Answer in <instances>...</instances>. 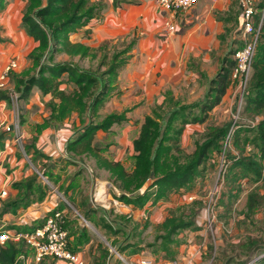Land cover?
<instances>
[{"label":"trees","instance_id":"16d2710c","mask_svg":"<svg viewBox=\"0 0 264 264\" xmlns=\"http://www.w3.org/2000/svg\"><path fill=\"white\" fill-rule=\"evenodd\" d=\"M23 2L20 26L26 35L35 42L34 48L28 54L32 67L21 73L14 72V70L10 72V88L8 86L5 90L0 91V101H5L9 106L11 95L16 94L17 102L25 103L35 87L40 90L42 95H49L51 98L48 105L52 109L50 117L52 119L44 120L41 124L36 125L38 126L37 134L52 126L49 124L60 122L69 117L73 111L81 116L85 115L76 137L65 143V157L54 160L51 155L45 154L38 147V136H33L31 141L26 142L23 151L39 173L45 177L48 176L49 180H53L52 169L57 167L63 170L64 168L60 163L74 162L72 156L81 157V159H83V155L92 157L96 166L108 171L109 176L118 183L117 187L121 193L114 194V197L139 210L146 208V213L150 215L147 208H154L159 200L166 199L173 193L190 191L195 187L196 179L202 177L207 170V162L214 161L216 153L221 155V145H225L227 135L233 129L228 143L239 154L234 155L230 151L223 153V185L218 190L216 201L220 196L219 192L222 193L221 196L226 194L228 198L237 196L229 190L235 188V191L238 192L240 181L264 184V17L252 61L250 79L243 94L242 115L250 118L260 116L261 118L255 121V125L241 127L235 123L232 124L231 121L228 123V120L226 124L222 125L225 120L220 125L208 126L205 138L201 142H195L193 152L183 153L179 148L178 139L185 127L189 124L204 123L208 119L209 113L221 103L227 89L232 86L230 75L235 65L233 55L241 43L231 40L220 66L209 80L207 91L202 100L181 103L166 93L162 103L154 106L151 113L144 116L138 135L132 141L133 154L131 158L134 163L127 169L120 160H110L103 156L102 150L93 143L97 131H108L114 125L125 122V113L113 112L97 122L92 118L114 89L113 84L124 62L122 55L131 50L133 42L131 41L122 49H113V58L110 64L105 67L106 69H97L96 71L91 68L82 69L78 64L73 63L72 59L91 56L93 58L95 54L91 53L90 45L79 40L71 41L70 36L78 33L92 19L96 18L102 9L101 4L91 3L90 0H23ZM7 4L8 0H0V13L5 10ZM262 7H264L263 0H257L254 16L256 22ZM88 33L89 31H85V35ZM223 40L224 36H221L220 41ZM8 41V38L0 35V43ZM98 46L106 47L107 42ZM60 53L66 55L69 61H55V57ZM105 60L106 57L100 61L98 66H104ZM62 85H65L66 88H62ZM233 105L234 112L237 110V98L234 99ZM162 109H167L166 120L163 119L161 113L157 112ZM162 126L163 129H161ZM169 131H172L173 135H168ZM7 133L10 131H0V140L4 139ZM248 144L252 145L253 150L244 154L245 146ZM172 149L177 150L178 154H173ZM84 171V168H78L74 172V177L82 175ZM37 179L38 174L33 171L27 184L30 185ZM148 179L150 183L145 191L138 192L137 189L144 185ZM227 180L233 184L228 191L226 190ZM72 186L71 183L68 185L69 188ZM150 189L152 190L150 191ZM66 193L63 191V195L86 220L91 222L94 217L92 225L109 244H105L104 241L91 233L99 242L98 262L100 264H106V262L107 264H123L119 263L121 259L115 255L113 256L114 261L110 263L111 255L107 256L111 254L110 247L114 248L128 262L133 255L143 253L145 248L153 249L157 242L160 244L157 250H161L162 253L170 257L169 261L166 259L160 261L162 264H171L176 260L181 264L178 256L175 257V251H170L172 244H179L181 240H184L182 238H185V243L188 240L190 242L193 235L202 234L207 225L206 219L203 220L201 227L196 225L195 218L200 209L195 210L188 218L182 214H171L160 223L153 225V240L144 245L139 241L140 237L137 239L134 237L137 234L141 236L142 230L151 224L148 218H141L132 224V220L126 215L111 217V209L105 210L98 206H91L88 201L89 195L86 193L78 194L79 207L74 199L67 196ZM247 200L249 209L259 205L264 213V187L260 195L255 191L248 192ZM55 209L62 210L59 206ZM64 227L68 232L69 249L80 253L78 251L80 249L75 250L71 246L70 232L66 222ZM86 230L90 234L87 227H79L78 236L86 235ZM258 243V240L251 238L249 243L244 245L247 247L258 246ZM26 250L23 242L15 244V242L8 241L0 248V264H15L17 255L21 252L27 253ZM195 251L185 254L186 259L192 261L195 258V254H193L196 253ZM259 251H264V248H260ZM246 256L247 259L237 264H246L258 255L252 249L251 252L246 253ZM251 264H264V255L253 260Z\"/></svg>","mask_w":264,"mask_h":264},{"label":"crops","instance_id":"0c3cea01","mask_svg":"<svg viewBox=\"0 0 264 264\" xmlns=\"http://www.w3.org/2000/svg\"><path fill=\"white\" fill-rule=\"evenodd\" d=\"M90 2L101 4L102 9L96 18L81 29L80 37L85 31H89L88 36L77 40L92 47L107 42V46L112 50L122 49L133 42L131 50L122 55L124 62L113 84L114 89L96 111L100 117L113 112H123L126 121L114 125L108 131L97 132L93 139V143L102 150L103 156L110 160H120L124 164V158H131L133 154L132 141L138 135L144 116L150 114L154 106L162 103L166 93L181 103H191L204 98L209 80L220 66L231 40L240 42L242 21L237 0H197L187 10L175 14L157 6L154 0H90ZM23 4V0H8L5 10L0 13V35L9 39L8 42L0 43V67L8 58L14 57L18 62V67L14 70L17 73L25 72L32 67L28 54L35 46V42L20 26ZM166 21L174 24L173 32L167 31ZM221 36H224L223 41H220ZM36 90L40 96L38 93L32 96ZM199 90L202 95H195ZM231 93L233 91L229 87L221 103L209 113L208 119L202 124H189L191 129L205 128L204 132H207L208 126L220 125L233 105L234 95L231 101L229 96ZM30 98L31 102L30 105H26L27 107L39 100L46 105L51 97L44 96L38 88H33L27 102ZM5 107L4 101V106L0 107V127L6 118ZM77 114L73 111L65 118L61 130L46 129L38 134V147L54 160L65 157L66 141L74 139L81 128L82 120L75 119ZM11 132L0 140V231L30 230L33 226L39 225L50 210L59 206L70 232L71 246L75 250L80 249L78 251L85 264H94L93 261L100 264L98 262L100 247L96 238L87 230L86 235L78 236V229L84 226L83 222L94 227L92 225L94 217L91 222L86 220L63 195V191H66L67 196L72 197L79 207L78 194L83 192L90 195L91 185L86 189L84 181H90L89 176H93L94 173L98 174V177L94 178L96 183H107L108 171L98 168L94 159L90 158L91 160L87 161L83 155L87 172L84 171L82 175L74 177L75 166L69 165L63 170L54 167L51 171L53 180H49L48 176H43L30 163V159L14 136L11 137ZM33 171L38 174V179L28 185L27 180ZM70 183L73 186L69 188ZM2 191H6V194L2 195ZM102 192L104 195L97 200L93 199V195L89 196L91 206L111 209V217L126 215L127 218L136 221L148 218L146 208L139 210L110 196L107 190ZM147 210L152 209L148 207ZM155 215L156 212L149 215L151 224L147 232L156 224L153 221ZM101 236V239H105ZM137 237L140 236L137 234L134 239ZM190 249L185 252L180 249L179 254L183 256L181 264H190L188 262L190 260L187 261L184 255L190 253ZM25 252L31 260V251L27 249ZM130 259L139 264L142 257L138 254ZM39 264L70 263L46 257Z\"/></svg>","mask_w":264,"mask_h":264},{"label":"rangeland","instance_id":"374dc122","mask_svg":"<svg viewBox=\"0 0 264 264\" xmlns=\"http://www.w3.org/2000/svg\"><path fill=\"white\" fill-rule=\"evenodd\" d=\"M84 31V30H83ZM82 30H79L78 33L70 36L71 41L77 40V38L85 39L86 36L83 33ZM85 35V36H84ZM85 43V42H84ZM86 44V43H85ZM88 45V44H87ZM91 47V53L95 54V56L91 57H85V58H77L75 57L72 59L73 63L78 64V66L82 69H88L91 68L92 70L96 71L97 69L103 70L106 69L105 67L110 64L111 59L113 58L114 51L112 49H109L108 46L106 47ZM106 57L105 64L102 67H99L100 61ZM55 61H69L68 57L62 53L58 54L55 57ZM250 79V77H249ZM10 81L8 80V86ZM65 86V85H62ZM234 88V87H233ZM231 87V90L234 91ZM35 89H37L35 87ZM38 93L40 96V93L36 90L34 94ZM202 95V92L196 91L195 95ZM232 95L234 93H231L230 100L232 101ZM31 96V98H32ZM199 96V97H200ZM31 98L29 102H17V99L14 101H11V104L9 106L6 104L5 107V114L6 118L3 124L0 127V131H4L6 126L8 124H12L15 126L14 130L11 132V137H16V134H20L21 137L19 139V145L23 149L26 142H28L33 136L37 137V128L38 124H41L44 120H51L50 118L52 116V109L48 104H44L39 100L36 101L32 106H26L30 105ZM40 102V103H39ZM235 105V103H234ZM231 111L228 112V114H225V119H223V124L227 123V120L230 121L241 127H252L255 125V121L259 120L261 117L256 116L255 118L247 117L246 115H242V109L244 105V97L242 100V104L240 109L235 110L233 112V106ZM157 112L161 113L163 115V119L166 120L168 117L167 109L158 110ZM83 120L85 118V115L81 116L77 114L75 116V119ZM102 117H100L99 114L95 112L94 117L92 118L93 121H99ZM64 120L57 122V123H51L47 127V131H57L61 130L62 122ZM222 122V121H221ZM2 127L4 128L2 130ZM189 125L185 127V130L180 134V137L178 139L179 148L183 153H191L195 149V142H201L205 138V134L207 132H204L205 128L200 129H189ZM164 127L162 126L161 129ZM37 129V130H36ZM45 129V130H46ZM75 129V128H73ZM189 129V130H188ZM194 130V131H193ZM45 131V132H47ZM100 131V130H99ZM97 131V132H99ZM168 135H173L172 131L168 132ZM32 140V139H31ZM30 140V141H31ZM165 143L168 144L167 141ZM17 144V146H18ZM38 144V142H37ZM16 147V146H15ZM221 155L219 156L216 153V157L214 161L207 162L206 166V172L202 177H199L196 179L195 187L190 191H185L181 193H173L169 195L166 199L159 200L156 203V206L152 208L150 211V216L156 212V218L153 220L156 222V224L160 223L165 217L171 215V214H182L186 218H188L195 210L200 209L198 216L196 219V225L197 227H201L203 220L206 219V216L208 215V207L209 209H213L215 217L211 223L210 226L206 225V228L204 232L201 234H195L191 238V241L185 243V238L183 241L179 244H172L170 251H175V257H180L179 260L181 261V258H183L182 254H179L181 252L180 249H182L183 252H185L189 246L190 251L196 250L195 252V258L191 261H188L190 264H224V263H230V264H237L241 263L242 260L247 259L246 253H249L254 249V252L257 253L258 256L252 258L250 261H248L246 264H251L253 260L256 258L263 256L264 251L260 252V248H264V213L261 209V206L257 205L254 206V208L249 209L247 207V193L250 191H255L257 194H262L264 184L261 182L258 183H251L246 181H240L241 185L239 187V191L236 192L235 188H232V190H229L233 184L230 180H227L226 182V190L230 191L232 194H236L237 196H232L231 198H228L225 194L224 196H221L222 193L219 192L220 196L216 201L218 190L223 185L222 180V173L220 172V169L222 166V159H223V153L224 152H232L234 155H238V151H235L232 146L229 145V143H225V145H221ZM253 150V147L251 144H248L245 146L244 154L247 152H251ZM171 152L173 154H178L177 150L172 149ZM74 159V162H66V163H60L65 169L68 165L75 166V170L78 168L85 169L87 172L86 167V161L80 158H77L75 156H72ZM32 158V157H31ZM92 157H86V160H91ZM84 160V161H83ZM31 163V162H30ZM29 163V165H31ZM134 161L132 158L125 157L124 158V165L129 169L133 165ZM98 174H94L93 176H89L90 181L92 184H90V181H84L86 189L89 188V185L91 187L89 188V196H92L98 189L99 192L101 191H109L110 196L114 197L115 195H119L121 193V190L117 187L118 183L114 181L113 177H110L108 174L107 183H96L94 178H96ZM98 177V176H97ZM114 183V184H113ZM150 183V180L148 179L144 185L139 187L137 189L138 192L142 193L145 191L146 187ZM100 187V188H99ZM104 190H103V189ZM154 189V188H152ZM150 189V191L152 190ZM221 191V190H220ZM236 192V193H235ZM103 193V192H101ZM189 197H192V199H189ZM212 198V199H211ZM211 199V200H210ZM206 201V203H204ZM209 203V206H208ZM148 218L149 214L146 213ZM136 220H132L131 223H135ZM84 227H87L90 231V233H93L98 239H101L100 232L95 229L94 227L88 226L87 223L83 222ZM147 229V228H146ZM146 229H143L142 232ZM148 229L144 232V235L140 236L139 241L143 242L144 245L147 243H150L153 240L154 236V229L153 226L150 228L149 232H147ZM150 236V237H149ZM102 237V236H101ZM251 238H254L259 241L258 246L256 245H250L249 247L245 246L244 244H248L249 240ZM106 243L105 239H101ZM108 245V244H107ZM155 246L153 249L151 248H145V251L141 253L142 259L143 257H146V259L151 260V264H157L161 263L160 261H163L166 259V261H169L170 257L167 254L162 253L159 249V242L154 244ZM256 246V247H255ZM111 250V254L107 255L111 257L110 263L113 262V256L119 257L114 250ZM260 252V254H259ZM120 255V254H119ZM185 255V254H184ZM121 256V255H120ZM122 257V256H121ZM177 257V258H178ZM120 258V257H119ZM124 260H119V263L123 264H137L135 261L130 260L126 261L124 257H122ZM141 259V260H142ZM93 260V258H92ZM140 260V261H141ZM139 261V264L141 263ZM194 261V262H193ZM245 264V263H244Z\"/></svg>","mask_w":264,"mask_h":264},{"label":"built area","instance_id":"2783aa9c","mask_svg":"<svg viewBox=\"0 0 264 264\" xmlns=\"http://www.w3.org/2000/svg\"><path fill=\"white\" fill-rule=\"evenodd\" d=\"M155 4L161 8H164L171 13L175 14L182 10H187L197 0H154ZM257 0H237L240 16L242 19V28L240 31V46L236 49L233 57L235 65L231 71L232 88L234 89V97L237 98V109L239 110L243 100V94L245 92L251 70L252 61L255 54L260 27L264 17V7L258 14L257 22L255 21V4ZM264 2V0H263ZM165 26L168 32H173L175 29L174 24L171 21H166ZM18 67L16 58L10 57L0 67V91L5 90L8 87V80L10 72ZM16 100V94L11 95V101ZM4 106V102L0 101V107ZM14 125L8 124L5 128L6 131H13ZM231 129L227 135L226 143L232 134ZM21 135L16 134L15 140L18 142ZM19 143V142H18ZM223 167L220 169L222 173ZM2 195L6 194V191L1 192ZM104 193L99 192V189L93 194V199L97 200L101 198ZM192 199V197H189ZM212 199V198H211ZM210 199V200H211ZM117 204V202L115 201ZM119 204V203H118ZM209 206V203H208ZM215 217L213 209L208 207V215L206 216L207 226H210ZM65 216L63 211L58 209H52L45 216L42 222L27 231H0V248L3 247L8 241L15 243L23 242L28 250L31 251V260H29L26 253H19L16 257L15 264H39L45 257H52L59 260L67 261L71 264H85L80 253L71 251L68 247V232L64 227ZM141 264H151V260L142 259ZM171 264H179V262L173 261Z\"/></svg>","mask_w":264,"mask_h":264},{"label":"water","instance_id":"95a60500","mask_svg":"<svg viewBox=\"0 0 264 264\" xmlns=\"http://www.w3.org/2000/svg\"><path fill=\"white\" fill-rule=\"evenodd\" d=\"M111 249L112 250H114V252L122 259V260H124L120 255H119V253L115 250V249H113L112 247H111Z\"/></svg>","mask_w":264,"mask_h":264},{"label":"bare ground","instance_id":"6f19581e","mask_svg":"<svg viewBox=\"0 0 264 264\" xmlns=\"http://www.w3.org/2000/svg\"><path fill=\"white\" fill-rule=\"evenodd\" d=\"M100 188V187H99ZM103 189V188H102ZM104 190V189H103ZM102 192V191H101Z\"/></svg>","mask_w":264,"mask_h":264}]
</instances>
